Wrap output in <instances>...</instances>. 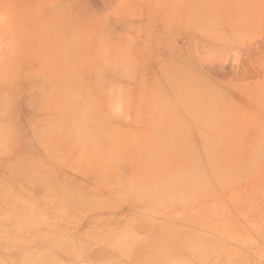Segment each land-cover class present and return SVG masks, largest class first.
<instances>
[{
    "label": "rangeland",
    "instance_id": "rangeland-1",
    "mask_svg": "<svg viewBox=\"0 0 264 264\" xmlns=\"http://www.w3.org/2000/svg\"><path fill=\"white\" fill-rule=\"evenodd\" d=\"M0 221V264H264V0H0Z\"/></svg>",
    "mask_w": 264,
    "mask_h": 264
},
{
    "label": "bare ground",
    "instance_id": "bare-ground-1",
    "mask_svg": "<svg viewBox=\"0 0 264 264\" xmlns=\"http://www.w3.org/2000/svg\"><path fill=\"white\" fill-rule=\"evenodd\" d=\"M3 24V23H2ZM48 29V28H47ZM9 30V29H8ZM7 32V31H6ZM6 34V33H5ZM7 35V34H6ZM9 37V36H8ZM57 38V37H56ZM6 68V67H5ZM127 69V68H126ZM173 74V73H172ZM179 74V73H178ZM167 75V74H166ZM169 78H170V76H169ZM174 78V77H173ZM179 78V77H178ZM171 79V78H170ZM204 79V78H203ZM171 81V80H170ZM169 81V82H170ZM173 82L175 81L174 79L172 80ZM171 84V83H170ZM118 90V89H117ZM117 95H119V91H117ZM62 95H63V93H62ZM66 97H68V95H65ZM179 96H182V95H179ZM189 96V95H188ZM209 96V95H208ZM207 96V98H211V97H208ZM69 97H71L70 95H69ZM120 97V99H122V97L121 96H119ZM213 97V96H212ZM189 98V97H188ZM159 100V99H158ZM161 101H162V98H161ZM204 101V100H203ZM119 101H117V103H118ZM121 102H122V100H121ZM199 102V101H198ZM120 103H118L117 105H119ZM121 105V104H120ZM155 105V104H154ZM162 105V104H161ZM172 105V104H171ZM171 105H170V103H165V107H164V111L166 112V114L167 115H170V114H172L173 113V110H172V108H171ZM201 105H203V104H201ZM115 106V105H114ZM118 108V107H117ZM116 108V109H117ZM158 108V107H157ZM118 110H120V109H118ZM204 114V113H203ZM198 115V114H197ZM202 115V114H201ZM209 116V115H208ZM201 117V116H200ZM207 117V116H206ZM205 117V118H206ZM161 118V117H160ZM176 118V119H175ZM181 118V117H180ZM179 118V116H177V114L176 113H174V115H170L169 116V118H168V120H167V122L169 121V123H170V125H167L166 126V128L164 129V130H166L167 132L166 133H156V134H158V136H154L153 135V137H150V138H148L149 140V142H156L157 140L159 141V140H163L164 139V141L165 142H160L161 144H163V145H165V148H166V150H168V148L167 147H169V146H171V142H174V140H175V138H174V140H172V138L171 137H169V135H168V133L169 132H173L174 130H176V132H177V129H174V128H177V126H178V124L180 123V121L179 120H181ZM202 118V117H201ZM204 118V117H203ZM162 120V119H161ZM183 120V119H182ZM201 120V119H200ZM206 121V120H205ZM155 125H159L160 124V121H159V119H157L155 116H154V122H153ZM165 123V122H164ZM157 127V126H156ZM180 127H181V125H180ZM105 128V127H104ZM106 129V128H105ZM109 129V128H108ZM107 129V130H108ZM65 130H68L67 132H69V133H67L66 132V137H67V139L68 140H71L72 139V141H73V143H74V146L76 147V146H78L79 148H78V150H79V152H84V151H82L85 147L86 148H88V153L89 152H91V154L90 155H92V153H96V150L97 149H99V148H103V150H105L106 151V149H105V146H103L101 143H104V142H109V144H111L112 142H117V137H116V132L115 133H110V134H107V135H105L104 133H103V131L105 132V130L103 129V130H99V128L98 127H96V126H92V125H90V124H88V125H84L82 122H81V120L80 119H78L76 116H73L72 115V118H71V121H70V124L69 125H67V126H65L64 127V131ZM183 130H184V128H183ZM63 131V132H64ZM178 131H180V130H178ZM182 131V130H181ZM185 131V130H184ZM198 131V130H197ZM107 133H109V132H107ZM175 133V132H174ZM183 133H185V132H183ZM183 133H181V134H183ZM170 134H172V133H170ZM67 135H69V136H67ZM70 137V138H69ZM71 142V141H70ZM149 142L147 143H145L146 145H148V152L151 150V147H152V144H149ZM72 143V142H71ZM188 144V143H187ZM70 145V144H69ZM146 145H145V147H146ZM155 145V144H154ZM143 146V145H142ZM156 146V145H155ZM188 147V146H187ZM4 148V147H3ZM158 151V148H155L154 149V151ZM144 151H145V149H144ZM107 152V151H106ZM85 154H87V156H89V154L88 153H86V152H84ZM83 153V154H84ZM122 153V152H121ZM189 154H186V161H185V163L183 164L182 163V165L180 164L178 167H175V168H173L172 167V169H171V172H169L168 174L166 173V174H164V175H160V174H156V173H153L152 175H148L147 177H146V179L145 180H142V182H140V183H135V182H133V183H131V186L133 187V189L134 190H137L136 192H138V193H145V192H143V191H147V188H149V192H151V193H153L154 195H164V193L166 192H168L167 190L169 189V188H171V186H174V184L175 185H177L179 182H181V181H183V180H186L187 179V177L185 176V174L187 173V175L188 174H190L191 172H194V171H196V172H198V178H196V180L197 181H199V179L200 180H202V178H201V170H199L197 167H199V162H200V160L197 158V156L196 155H193L192 153H190V152H188ZM83 154H81V157H84V155ZM101 155V154H100ZM99 155V156H100ZM102 155H104V154H102ZM101 155V156H102ZM144 155H145V153H144ZM97 156V155H96ZM100 156V157H101ZM151 156V157H150ZM93 157V156H92ZM104 157H106V158H103V159H100V160H106V161H104V162H107L108 163V161L110 162V163H112V161L114 162V164L116 163L115 162V160H119V159H117L116 157H117V154L115 155V153H107V156H106V154H105V156ZM145 157V156H144ZM147 157V156H146ZM148 157L149 158H158V156H157V154H151V155H148ZM85 158V157H84ZM84 158H83V160H84ZM87 158V157H86ZM85 158V159H86ZM89 158H90V156H89ZM96 158V157H95ZM92 159V161L91 162H93V158H91ZM128 159V158H127ZM88 159H86L85 160V162L87 161ZM99 160V159H98ZM147 160H148V158H147ZM88 163H90V160L89 161H87ZM123 162V161H122ZM208 162L209 163H211V166L212 167H214L215 165H216V163H212V161L210 160V159H208ZM109 163V164H110ZM86 164V163H85ZM113 164V166H116V165H118L119 164V162L116 164V165H114ZM148 164V163H147ZM111 166H112V164H110ZM112 166V167H113ZM117 167V166H116ZM119 167H120V164H119ZM159 167H157V166H155L153 169H158ZM197 168V169H196ZM154 171V170H153ZM142 172V171H141ZM120 173V172H119ZM119 176V175H118ZM203 176H204V172H203ZM122 177V176H121ZM119 178V177H118ZM113 179V178H112ZM123 179V178H122ZM126 179V178H125ZM109 180H111V179H109ZM126 180H128V178L126 179ZM117 181V180H116ZM187 181V180H186ZM111 182V181H110ZM113 182H114V180H113ZM118 182V181H117ZM116 182V183H117ZM200 182L201 181H199L198 183L200 184ZM127 183V182H126ZM114 184V183H113ZM129 184H130V180H129ZM187 184H188V182H187ZM182 191H184L183 189L182 190H180V191H176L177 193H182ZM177 195V194H176ZM53 201H56L55 202V205H60L61 206V204L58 202V200H54L53 199ZM6 218L5 219H3V223H5L6 222ZM0 223H1V221H0ZM4 226L5 225H2V224H0V232L2 233V229L1 228H4ZM12 227V226H11ZM6 229H10L9 227H7ZM3 231H5V230H3Z\"/></svg>",
    "mask_w": 264,
    "mask_h": 264
}]
</instances>
